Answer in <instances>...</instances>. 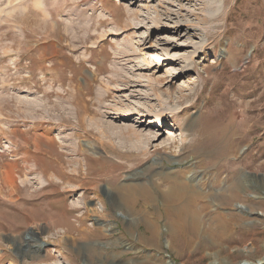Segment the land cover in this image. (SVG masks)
<instances>
[{
    "label": "rangeland",
    "instance_id": "374dc122",
    "mask_svg": "<svg viewBox=\"0 0 264 264\" xmlns=\"http://www.w3.org/2000/svg\"><path fill=\"white\" fill-rule=\"evenodd\" d=\"M203 1L0 0V264H264V0Z\"/></svg>",
    "mask_w": 264,
    "mask_h": 264
},
{
    "label": "bare ground",
    "instance_id": "6f19581e",
    "mask_svg": "<svg viewBox=\"0 0 264 264\" xmlns=\"http://www.w3.org/2000/svg\"><path fill=\"white\" fill-rule=\"evenodd\" d=\"M205 1V2H204ZM203 2L205 3V5H206V9L208 10V11H212V9H213V7H215L216 5H217V2H218V0H204ZM197 3V2H196ZM203 4V3H202ZM203 9V8H202ZM167 12V11H166ZM137 15V14H136ZM137 17V16H136ZM168 18V17H167ZM171 18V17H170ZM209 18V17H208ZM160 19V18H159ZM203 19H204V17H203ZM156 20V19H155ZM167 20V19H166ZM171 20V19H170ZM136 21H139V19L138 20H136ZM157 21V20H156ZM158 21H160V20H158ZM204 21H205V19H204ZM207 21V20H206ZM158 24V23H157ZM166 24V23H165ZM141 25V24H140ZM182 25V24H181ZM183 26H184V24H183ZM139 27H142V26H139V24L137 25V23H135L134 24V27L133 28H139ZM156 27V26H155ZM157 28V27H156ZM165 28V27H164ZM179 28V27H178ZM163 31V30H162ZM211 33V32H210ZM147 40V39H146ZM152 40V39H151ZM154 41V40H153ZM139 42V41H138ZM154 42H156V41H154ZM143 43V42H142ZM149 45V44H148ZM159 45V44H158ZM157 45V46H158ZM171 46H173V44H170ZM146 46V45H145ZM152 46H153V44H152ZM156 46V45H155ZM156 46V47H157ZM147 47V46H146ZM159 47V46H158ZM160 48V47H159ZM138 50V49H137ZM140 50H141V48H140ZM130 51V50H129ZM139 51V50H138ZM161 52V51H160ZM142 53V52H141ZM144 53V52H143ZM147 53H149V52H147ZM192 53V52H191ZM119 54V53H118ZM122 54V53H121ZM140 54V53H139ZM155 54V53H154ZM193 54V53H192ZM124 55V54H123ZM144 55V54H143ZM159 55V54H158ZM171 55V54H170ZM175 55H177V54H173V56L172 57H174ZM152 56V55H151ZM168 58H164V60H163V62H166L167 61V63H176L177 62V60H178V58L177 59H170L169 58V55H166ZM131 58H132V56H131ZM152 58H153V56H152ZM161 58V57H160ZM192 58V57H191ZM121 59H122V57H121ZM133 59V58H132ZM146 59V58H145ZM157 59H159V58H157ZM120 60V59H119ZM123 60V59H122ZM185 60H186V58H185ZM188 60V59H187ZM141 61V60H140ZM155 62L154 63H156L157 61L156 60H154ZM163 65V63H161V62H157V64H156V66H157V68H159V67H161ZM135 66L136 67H140L139 69H141V68H143V67H146V70H148L151 66H152V64L150 65V64H148L147 63V61L145 62V61H142L141 63L139 62V63H135ZM123 69V68H122ZM170 70H171V68H170ZM169 70V71H170ZM115 71L117 72V70L115 69ZM166 71H168V69L166 70ZM165 72V73H168L169 75H173L174 73L173 72ZM110 72V71H109ZM113 72H114V69H113ZM138 72V71H137ZM117 73H120V72H117ZM113 74V73H112ZM141 75V74H140ZM122 76V75H121ZM112 77V76H111ZM119 77H120V75H119ZM118 77V78H119ZM113 78V77H112ZM117 78V79H118ZM121 79V78H120ZM150 79V78H149ZM112 81V80H111ZM123 81H125V85H127V87H130V86H132V81L131 80H129V79H127V77L126 78H124L123 79ZM110 82V81H109ZM106 83H108V81H106ZM109 84V83H108ZM106 85V84H105ZM134 87V86H133ZM151 87V86H150ZM135 88V87H134ZM156 89H158V88H156ZM130 90H132V88L130 89ZM138 91V90H137ZM97 92H99L98 90L96 91V93ZM104 92H105V90H104ZM134 92H135V90H134ZM133 92V93H134ZM179 93V95L178 96H175V94H174V96H170V95H168V98L171 100V101H174V100H180L182 97L184 98V96H183V93H181V91H178ZM95 93V94H96ZM108 93V92H107ZM135 93H137V92H135ZM152 93V92H151ZM160 93V92H159ZM73 94V93H72ZM78 94V93H77ZM77 94H76V96H77ZM83 94H84V92H83ZM86 94V93H85ZM100 94V93H99ZM103 94V93H102ZM105 94V93H104ZM110 94V93H109ZM144 94V93H143ZM69 95V94H68ZM79 95H81V94H79ZM108 95V94H107ZM106 95V96H107ZM138 95V94H137ZM146 95V94H145ZM72 96H74V95H72ZM105 96V97H106ZM110 96V95H109ZM140 96V95H139ZM138 96V97H139ZM147 96V95H146ZM69 97V96H68ZM104 97V98H105ZM134 97H136V96H134ZM142 97V96H141ZM154 97V96H153ZM73 98V97H72ZM93 98H95V97H93ZM69 99V98H68ZM77 99V98H76ZM98 99L100 100V102H102V100H101V95L100 96H98ZM71 99H69V101H70ZM78 100V99H77ZM76 100V101H77ZM81 100V99H80ZM85 100V99H84ZM83 100V101H84ZM92 100V99H91ZM96 100V99H95ZM115 100V99H114ZM141 100V99H140ZM82 101V102H83ZM93 101V100H92ZM116 101V100H115ZM115 101H113L114 103L113 104H111V103H109L108 105L106 104L105 106H103V110H100V111H102V113H98L99 114V116H100V114H101V116L103 115V117H106V114H108L109 115V113L110 114H117V111H118V107L116 106V104H115ZM85 102V101H84ZM90 102V101H89ZM120 102V101H119ZM86 103V102H85ZM84 103V104H85ZM147 103V102H146ZM68 104V103H67ZM73 104V102L72 103H70V105H68V106H70L71 107V105ZM75 104V103H74ZM74 104H73V106H74ZM87 104V103H86ZM101 104V103H100ZM82 105V104H81ZM94 105V104H93ZM93 105H91V106H93ZM96 105V104H95ZM84 106V105H83ZM98 106V105H97ZM102 106V105H101ZM100 106V107H101ZM126 106V105H125ZM70 107H68V109L70 108ZM86 107H88V106H86ZM99 107V106H98ZM120 107V106H119ZM134 107V106H133ZM65 107H63V109H64ZM67 108V107H66ZM80 108H81V106H80ZM79 108V109H80ZM130 108V107H129ZM77 109V108H76ZM82 109V108H81ZM85 109V108H84ZM83 109V110H84ZM89 109V108H88ZM87 109V110H88ZM94 109V108H93ZM92 109V110H93ZM97 109V108H96ZM134 109V108H133ZM99 110V109H98ZM131 110V109H130ZM140 110V109H139ZM70 110H68V112H69ZM73 110H71L70 112V114H73V112H72ZM77 111V110H76ZM80 111H82V110H80ZM94 111V110H93ZM96 111V110H95ZM132 111V110H131ZM79 112V111H78ZM85 112V111H84ZM88 112H89V110H88ZM75 113V112H74ZM94 114H95V112H93ZM141 113V112H140ZM80 114V113H79ZM86 114V113H85ZM84 114V115H85ZM88 114V113H87ZM136 114V113H135ZM134 114V115H135ZM77 115H78V113H77ZM84 115H82L84 118H85V116ZM97 115V114H96ZM131 115V114H130ZM133 115V114H132ZM92 116H93V114H92ZM138 116V115H137ZM73 117H76V116H73ZM79 117V116H78ZM86 117H87V115H86ZM91 117V116H90ZM90 117H88L89 119H91ZM94 117V116H93ZM118 117H122V118H128V117H130L129 116V113L127 112V111H123L122 112V114H120V116H118ZM96 118V117H95ZM93 119V121L92 120H90L91 122H89V123H92L93 124V122H95L94 120H96V119ZM77 119V118H76ZM76 119H75V121H76ZM150 119V118H149ZM83 120H87V118L86 119H82L81 120V122L83 121ZM98 120V122H95L94 124H96L97 126H101L102 127V129H103V126H102V124L100 125V123H99V120L101 121L102 120V118L100 117L99 119H97ZM143 120V119H142ZM88 121V120H87ZM159 121L160 120H158L157 122L158 123H156L155 122V124H153V126H156V127H160V126H162V122L159 124ZM78 122V121H77ZM76 122V123H77ZM75 123V122H74ZM78 123H80V122H78ZM103 123V122H102ZM99 124V125H98ZM77 125V124H76ZM87 125H90V124H87ZM81 126V125H80ZM84 126V125H83ZM82 127V126H81ZM87 127V126H86ZM90 127V126H89ZM91 127H93V125L91 126ZM90 127V128H91ZM94 127H95V125H94ZM78 128V127H77ZM97 128V127H96ZM95 128V129H96ZM116 128V127H115ZM101 128H98L97 129V131H98V135H96L97 133H95V135L97 136V139H101L102 140V136L103 137H109V138H112V136L111 135H114L113 137H120V136H122L124 139H125V141L126 142H128V143H136V142H138V141H140V140H142L143 138H145V140H150L151 139V134H150V132L149 133H144L143 134V132L142 131H138V130H136V129H128V130H120V132H119V134H117L116 132H113V133H107V134H105V131H103ZM82 130V129H81ZM93 130H94V128H93ZM80 131V130H79ZM83 131V130H82ZM97 131H95V132H97ZM84 132H85V130H84ZM89 133V132H88ZM86 134H87V132H86ZM90 134H92V133H90ZM105 134V135H104ZM78 135V134H77ZM123 135H125V136H123ZM94 141V140H93ZM26 151V150H25ZM33 151V150H32ZM28 152V151H27ZM30 152V151H29ZM28 152V153H29ZM79 153V152H78ZM24 154V153H23ZM26 154V153H25ZM80 154V153H79ZM24 157V155L22 156V158ZM26 160V159H25ZM22 161H23V159H22ZM77 164H79V163H77ZM118 164V163H117ZM80 165H81V163H80ZM119 165V164H118ZM114 167V166H113ZM117 167V166H116ZM116 169V168H115ZM115 169H114V171H115ZM25 170V169H24ZM27 170V169H26ZM45 174V173H44ZM113 174V173H112ZM51 175H52V173H51ZM47 176V175H46ZM50 177H52V176H50ZM48 181V180H47ZM183 187H186V186H184V185H181V184H177V182L176 181H173V182H170V185L168 186V188H167V190L164 192V202L165 203H170V202H172L173 200H179L180 199V194H184L186 191H187V189L186 190H184L183 189ZM141 188V187H140ZM132 189H133V187L132 186H129V185H122V186H120L119 187V189L118 190H121L120 192L122 193V200H123V202H125L126 203V205H127V202H130L131 200V203L133 202V200H135V199H133L134 197H133V195H132V193H131V191H132ZM189 196L187 197V201H192V200H194V199H196L197 198V193H193V194H188ZM145 198V200H146V197H144ZM150 199V198H149ZM143 202H144V200H143ZM168 214H169V222H170V224L171 225H173L174 226V228L176 229V230H178L181 234H186V233H194V231H195V229H196V226H197V222H196V218L193 216V213H191V211H190V209H189V207H188V205L186 204V205H184V206H181V207H173V208H170V209H168ZM232 216V215H231ZM230 216V217H231ZM233 216H235V215H233ZM232 218V217H231ZM234 218V217H233ZM173 228V227H172ZM218 230V229H217ZM172 231V230H171ZM221 233V232H220ZM215 235L216 236H219V233H218V231H215Z\"/></svg>",
    "mask_w": 264,
    "mask_h": 264
}]
</instances>
